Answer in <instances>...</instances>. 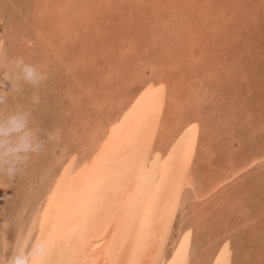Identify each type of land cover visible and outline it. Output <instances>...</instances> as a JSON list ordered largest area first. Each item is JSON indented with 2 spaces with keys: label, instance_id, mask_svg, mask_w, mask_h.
Wrapping results in <instances>:
<instances>
[{
  "label": "rangeland",
  "instance_id": "1",
  "mask_svg": "<svg viewBox=\"0 0 264 264\" xmlns=\"http://www.w3.org/2000/svg\"><path fill=\"white\" fill-rule=\"evenodd\" d=\"M15 57L47 80L0 117L30 109L53 139L14 180L0 175L8 255L40 238L53 205L50 246L82 239L139 152L132 264L169 204L156 264H264V0H0V75Z\"/></svg>",
  "mask_w": 264,
  "mask_h": 264
},
{
  "label": "bare ground",
  "instance_id": "2",
  "mask_svg": "<svg viewBox=\"0 0 264 264\" xmlns=\"http://www.w3.org/2000/svg\"><path fill=\"white\" fill-rule=\"evenodd\" d=\"M140 155L137 152L128 159L121 180L103 193L99 205L90 213L82 239L74 236L68 245L62 236L54 240L46 264H69V251L73 252V264H132L143 232L145 210L144 202L137 206L132 203L139 179ZM189 183L187 180L183 186L189 187ZM173 211L174 204H169L155 223L153 221V233L141 264L157 263ZM56 216L57 205H53L40 238L48 239L49 228Z\"/></svg>",
  "mask_w": 264,
  "mask_h": 264
},
{
  "label": "clouds",
  "instance_id": "3",
  "mask_svg": "<svg viewBox=\"0 0 264 264\" xmlns=\"http://www.w3.org/2000/svg\"><path fill=\"white\" fill-rule=\"evenodd\" d=\"M0 79L11 83L10 91H4V84L0 82V105H5L9 96L23 92V85L40 88L47 80V73L41 66L29 63L23 57H15L8 61L7 70ZM52 139L50 132L42 138L30 109L17 107L0 117V175L14 180L31 157L44 151ZM49 251L50 241L46 238H29L27 243L22 240L13 246L10 255L0 245V264H46Z\"/></svg>",
  "mask_w": 264,
  "mask_h": 264
}]
</instances>
